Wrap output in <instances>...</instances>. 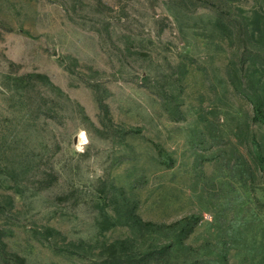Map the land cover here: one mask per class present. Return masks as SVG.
<instances>
[{"label":"rangeland","instance_id":"374dc122","mask_svg":"<svg viewBox=\"0 0 264 264\" xmlns=\"http://www.w3.org/2000/svg\"><path fill=\"white\" fill-rule=\"evenodd\" d=\"M255 105L264 0H0V264H264Z\"/></svg>","mask_w":264,"mask_h":264},{"label":"trees","instance_id":"16d2710c","mask_svg":"<svg viewBox=\"0 0 264 264\" xmlns=\"http://www.w3.org/2000/svg\"><path fill=\"white\" fill-rule=\"evenodd\" d=\"M254 110H255V114L257 115L258 119H261V120L263 119L264 120V110L262 109V107L259 106V105H255ZM193 220H194V218H185V219H183L181 221H177V222L169 225L168 228L173 229V228H176L179 225H182L184 222L190 223ZM144 225L148 226V227H157V225H155L153 223H150V222L144 223Z\"/></svg>","mask_w":264,"mask_h":264},{"label":"clouds","instance_id":"9594fccd","mask_svg":"<svg viewBox=\"0 0 264 264\" xmlns=\"http://www.w3.org/2000/svg\"><path fill=\"white\" fill-rule=\"evenodd\" d=\"M84 136H85V133L82 131V132L80 133V137H81L82 140L84 139ZM81 150H82V149H81Z\"/></svg>","mask_w":264,"mask_h":264}]
</instances>
